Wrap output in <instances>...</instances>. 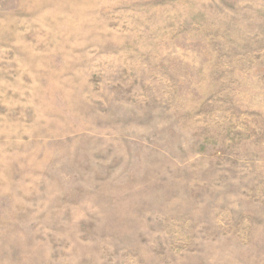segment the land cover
Wrapping results in <instances>:
<instances>
[{
    "label": "rangeland",
    "instance_id": "rangeland-1",
    "mask_svg": "<svg viewBox=\"0 0 264 264\" xmlns=\"http://www.w3.org/2000/svg\"><path fill=\"white\" fill-rule=\"evenodd\" d=\"M0 264H264V0H0Z\"/></svg>",
    "mask_w": 264,
    "mask_h": 264
}]
</instances>
